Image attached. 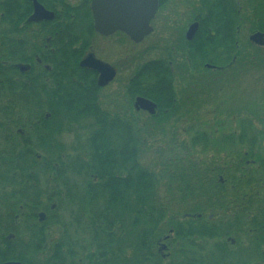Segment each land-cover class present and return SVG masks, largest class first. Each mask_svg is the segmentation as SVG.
Here are the masks:
<instances>
[{
    "label": "flooded vegetation",
    "instance_id": "1",
    "mask_svg": "<svg viewBox=\"0 0 264 264\" xmlns=\"http://www.w3.org/2000/svg\"><path fill=\"white\" fill-rule=\"evenodd\" d=\"M35 3L53 13V18L36 17ZM91 3L92 0H0V82L11 84L14 90L8 94L2 86L0 102L50 106L68 102L78 95L83 102L96 104L104 111L100 115L93 113L75 118L73 127L82 131L75 137L73 146L64 139L66 135L72 136V131L67 133L65 129L52 134L54 121L48 111L35 116H0L16 120V123H0V151L24 157L13 164L22 172L9 173L15 189L12 194L0 193V200L23 202L15 211V228L25 235L31 230L43 235L47 240L43 245L45 257L51 254L52 247L62 236L68 237L77 231L84 233L85 219L79 225L72 219L74 203L80 202L83 211L98 206L107 197L99 192L98 178L82 177L76 172L67 176L72 164L63 163L61 172L58 169L54 172L60 176H52L48 160L52 152H78L85 148V139L91 133L90 122L95 118L124 122L126 136L131 133L132 120L143 129L166 126L181 116V109H184L178 87H186L189 83L178 82L179 78H194L197 74L216 78L238 58L241 31L237 27L233 43L236 53L231 56L230 63H210L212 54L208 42L213 35L212 28L202 29L201 25L213 22L211 0H157L155 15L150 21L152 30L139 43L121 31L108 35L96 31ZM194 25L196 28L192 32ZM202 38L203 44L199 42ZM150 40L148 51L154 50L156 57L138 70L157 72L156 91L150 89L149 95L137 94L132 89V81L138 70L133 74L130 46H140ZM201 46L209 61L200 59ZM221 51L219 48L216 54ZM83 62L85 66L81 65ZM154 62L155 66L148 65ZM105 79L109 80L102 82ZM143 86L148 85L144 83ZM68 89L74 90L73 96L68 94ZM138 97L155 104L154 114L135 107ZM218 118L215 120L222 116ZM241 122L240 125L236 123V130L227 132L217 130L224 123H212L203 131L195 126L197 129L189 131L185 146L181 145L178 135L175 145L171 146L172 154L178 156L173 159L176 161V176L172 180L174 191H180L183 180L192 186L187 197L180 192L172 194L177 208H180L179 198L189 201V212L180 215L193 220L187 228L188 264H264V167L253 160L255 153H261L264 162V145H259L257 140L244 139ZM181 152L186 156H180ZM34 156L38 160L30 161ZM245 165L252 167L245 171ZM184 166L189 167L187 178L182 177L180 170ZM248 174L254 177V182L245 186ZM163 182H159L158 192L163 191ZM198 184L204 186V194L196 192ZM129 189L130 179H127ZM197 205L203 212L194 210ZM26 216H31L33 221ZM201 217L205 218L202 228L194 220ZM199 228L204 234H196ZM169 236L167 234L164 242L158 241L156 246L157 255L166 262L170 260L172 249ZM7 238L14 239V235L9 234ZM66 243L62 246L66 247ZM71 243L79 245L78 264L98 261L91 259L89 262L84 258L88 249L83 243ZM181 246L185 248L186 245ZM178 255L180 252L175 253ZM177 261L183 262V259Z\"/></svg>",
    "mask_w": 264,
    "mask_h": 264
},
{
    "label": "trees",
    "instance_id": "2",
    "mask_svg": "<svg viewBox=\"0 0 264 264\" xmlns=\"http://www.w3.org/2000/svg\"><path fill=\"white\" fill-rule=\"evenodd\" d=\"M210 14L213 22L209 25H201L202 29L212 28L213 35L208 42L212 54L210 63L220 62L221 65L230 63L231 56L236 53L233 43L237 38V27L240 31L247 29L249 34L264 33V0H241L240 3L237 0H211ZM199 42L203 44L204 38ZM219 48L222 51L216 54ZM254 49L261 51L264 48ZM200 50L202 51L200 59L209 61L204 56L203 46ZM216 55L221 58L220 61ZM156 64L154 62L148 65ZM156 81L157 72L143 68L138 70L133 78L132 89L137 94L149 95L150 89L155 93ZM144 83L148 86H143ZM2 86L8 94L14 93L11 84L6 85L0 82V92ZM66 91L73 96V89ZM59 97L61 96L57 98ZM72 98L68 102L53 103L50 106L0 102V116L14 114L35 116L48 111L53 116L51 131L54 135L76 123V117L104 113L101 107L83 102V98L80 100L78 95ZM151 98L155 100V96ZM65 115V119L60 118ZM6 121L16 123L12 117H0V123ZM90 123L91 133L85 139V148H81L75 154L52 152L48 160L52 167V176H60L54 172L58 169L60 173L63 163L72 164L74 166L67 170V176H70V172H76L82 177L98 178L99 192L107 197L100 201L98 206L87 207L83 211H81L80 202L74 203L76 208L72 212V219L77 225L85 219L84 233L77 231L68 237L62 236V240L52 247L51 254L46 257L43 245L47 240L43 235L36 230H31L25 235L15 228V211L18 204L23 202L12 199L0 200V264L7 261H20L21 264H78L77 260L81 254L79 245H72L71 242L74 241L83 243V247L88 249L84 258H87L89 262L91 259L98 260L89 264H188L189 230L187 228L193 220L184 216L180 217L182 213L189 212V201L179 198L180 208H177V202L172 198V194L178 192L174 191L172 186V180L176 176L175 169L172 173H168L166 168L163 173L160 170L158 172L149 164H143L140 159L146 137L150 135L149 131L153 128L143 129L136 124L135 120H132L131 133L126 136L124 122H108L95 118ZM249 135V133L245 134L244 139L255 141L254 137ZM252 144L257 145L255 142ZM41 156H43L42 153ZM22 158L24 157L19 153L0 151V193L12 194L15 185L9 173L22 172L20 168L13 165ZM34 160H38L37 156L30 159V161ZM253 160L259 162L261 168L264 167L261 153H255ZM251 167V165H245V171ZM188 168V166L180 168L182 177L187 178ZM245 178L243 183L245 186L254 182L251 174L245 175ZM127 179H130L129 191ZM163 180L164 182L161 183L163 191L158 192L159 182ZM196 186L197 193H205L204 186L199 184ZM191 188L192 186L183 180L179 186V192L187 197ZM194 210L203 212V208L199 205ZM26 217L29 221H33L31 216ZM194 220L198 227L202 228L205 225L204 217ZM201 228L196 230V234H204L205 231ZM9 234H13L14 239H8ZM167 234L170 235L169 243L172 246L168 262L156 253L158 241L164 242L163 238ZM64 243L67 244L66 247L62 246ZM182 244L186 245L185 248L181 246ZM178 252L180 255L175 256ZM178 258L183 259V262L177 261Z\"/></svg>",
    "mask_w": 264,
    "mask_h": 264
},
{
    "label": "rangeland",
    "instance_id": "3",
    "mask_svg": "<svg viewBox=\"0 0 264 264\" xmlns=\"http://www.w3.org/2000/svg\"><path fill=\"white\" fill-rule=\"evenodd\" d=\"M240 33L238 58L221 75L211 78L197 74L189 79H178L177 76L178 82H185L186 85L189 83L186 87L181 85L178 87L181 107L184 109H181V116L167 123L166 126L149 131L150 135H146L142 147L141 162L149 164L155 171L160 170L163 173L166 168L168 173H172L176 169V161L173 159L178 156L174 155V152L172 154L171 146L173 143L175 145L177 135L180 137L181 145L185 146L191 129L198 128L203 131L212 123H224L217 130L227 132L236 130V123L242 121L243 136L249 133L254 140L264 145V47H260L263 49L261 51L255 50L254 48L258 46L249 42L251 34L248 30L243 29ZM150 43L151 40L140 46H130L133 74L146 61L156 57L154 50L148 51ZM219 116L222 118L215 120L219 119ZM76 128L73 125L66 127L67 133L72 131V136L66 135L64 139L70 142L71 146L75 145V137L82 131ZM77 141L78 146L79 138ZM76 152L77 150L70 151L69 154ZM180 156L186 155L181 152Z\"/></svg>",
    "mask_w": 264,
    "mask_h": 264
},
{
    "label": "water",
    "instance_id": "4",
    "mask_svg": "<svg viewBox=\"0 0 264 264\" xmlns=\"http://www.w3.org/2000/svg\"><path fill=\"white\" fill-rule=\"evenodd\" d=\"M157 0H92L91 11L95 21V30L108 35L114 31L125 33L130 39L139 43L151 32L150 21L155 15ZM35 15L53 18V13L43 10L35 3ZM196 25L192 27V32ZM249 42L258 47H264V33L255 32L249 36ZM86 62L81 65L85 66ZM105 79L102 82H106ZM100 84H104V83ZM135 107L154 114L155 104L138 97ZM3 264H20L19 262H5Z\"/></svg>",
    "mask_w": 264,
    "mask_h": 264
}]
</instances>
